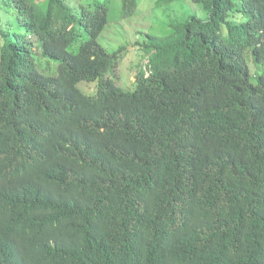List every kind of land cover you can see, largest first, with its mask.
<instances>
[{
    "label": "trees",
    "instance_id": "trees-1",
    "mask_svg": "<svg viewBox=\"0 0 264 264\" xmlns=\"http://www.w3.org/2000/svg\"><path fill=\"white\" fill-rule=\"evenodd\" d=\"M140 1L0 0V264H264V0H152L125 91Z\"/></svg>",
    "mask_w": 264,
    "mask_h": 264
},
{
    "label": "rangeland",
    "instance_id": "rangeland-1",
    "mask_svg": "<svg viewBox=\"0 0 264 264\" xmlns=\"http://www.w3.org/2000/svg\"><path fill=\"white\" fill-rule=\"evenodd\" d=\"M138 7L140 8H136V13L126 18H122L121 12L116 9L111 11L110 22L99 38L111 53L118 52L114 67L105 76L113 78L125 91L134 90L132 82L135 79V71L140 70L142 62L147 60L145 52L139 51L136 41L147 31L158 34L167 32L172 19L181 17L184 10L175 3L167 8L157 7L152 0H141ZM192 9L201 12L193 5ZM170 13L174 15L171 16ZM131 65L135 68H130ZM96 83L84 81L79 83V87L89 93L96 89Z\"/></svg>",
    "mask_w": 264,
    "mask_h": 264
}]
</instances>
